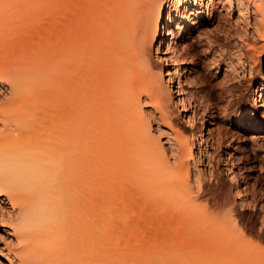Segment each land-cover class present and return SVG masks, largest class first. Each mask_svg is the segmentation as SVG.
I'll return each mask as SVG.
<instances>
[{
    "label": "bare ground",
    "instance_id": "obj_1",
    "mask_svg": "<svg viewBox=\"0 0 264 264\" xmlns=\"http://www.w3.org/2000/svg\"><path fill=\"white\" fill-rule=\"evenodd\" d=\"M237 4L246 15L235 24L248 25L251 13V33L239 34L235 54L216 67L233 80L264 67V0ZM217 7L219 21L233 0H0V85L8 95L0 105V199L11 209L1 222L16 244L8 258L127 264L120 253L133 248L152 264H264V248L237 229L233 211H217L213 195H203L211 207L193 199V185L200 190L203 181L195 154L214 132L209 105L197 152L196 137L177 121L185 113L195 130L181 66L192 65V28L213 22ZM214 54L221 57V49ZM256 94L254 109L240 115L253 117L261 107L264 118L263 73ZM143 97L158 113L157 132L169 131L172 164ZM121 120L128 121L123 131L116 129ZM226 148L221 142L219 151ZM228 167L235 194L248 193L241 169ZM172 195L186 211L166 221ZM140 201L146 209L137 211Z\"/></svg>",
    "mask_w": 264,
    "mask_h": 264
},
{
    "label": "rangeland",
    "instance_id": "obj_2",
    "mask_svg": "<svg viewBox=\"0 0 264 264\" xmlns=\"http://www.w3.org/2000/svg\"><path fill=\"white\" fill-rule=\"evenodd\" d=\"M240 9H243V6L239 8L237 0H233L232 10L227 15H224L223 19L219 21L216 19L219 13V8L217 7L215 8V20L213 22L206 23L202 27L192 28L186 40L188 47L186 59H191L192 65L187 66L184 64L181 67L188 72V82L184 83L183 87L190 97V102L193 106L195 130L187 127L188 124L185 122L187 118L184 117L185 113H182L181 116L178 115V119H176L188 137L193 134L194 138L196 137L195 142L193 138H191L190 142L192 144L193 141L195 151L197 152L196 148H198L197 144L201 139L200 136H205L209 121L208 116L203 115L204 105L206 103L209 105L213 114L214 132L212 133L210 143L206 146L201 144L200 151L195 154L199 158L197 167L202 174L203 180L200 190L196 188V185H193L194 168L192 167V163L189 165V167L191 166V185L194 186L193 192H196L193 194V199L197 204H207L211 207V202H206V197L203 195H213V197H216L220 203V208L217 211H220V213H230L233 211L237 229L247 240H251L264 248V223L262 224V221H264V118L260 119L262 108L257 107V111L253 117L248 113H243V116L240 115L244 110H253L254 104L260 99L257 98L256 87L260 73L264 75V67L261 66L260 71L255 68L253 73H247L245 78L234 80L224 75L221 70L216 72V67H222L228 63L230 61L229 56L235 54L237 36L244 32L251 33V13L247 15L248 25L243 20L235 24V20L239 16L246 15L243 10V12L239 13ZM220 49L221 57L214 54V51ZM151 55L152 61L158 64L155 59L156 54L154 49ZM178 79L183 83L182 72H179ZM6 95V89L0 85V105L6 102L8 98V95ZM144 99L143 97L141 104L147 115V119L152 129H154L157 138L163 144L165 151H167L169 161L174 162L167 141L171 137L169 136V131L161 128L160 134L157 132L158 126L161 125L158 113L155 110L153 111L150 102ZM171 108L174 110L176 104H172ZM258 120L259 123H257ZM239 121H241V124H239ZM126 125H128V121L121 120L116 129L123 131ZM223 141L227 145V148L224 150L226 156L223 152L219 151V145ZM225 157L230 161L227 165L223 161L226 159ZM230 164L238 166L241 169L243 175V183H241L249 191L248 193L235 194L234 187L229 182L228 169L230 167L228 165ZM173 189L174 187L171 190ZM172 199L176 203L173 204ZM177 199V195H172L167 199L168 202L165 203V208L167 207L165 210L166 221L170 219L175 220L185 214L186 204L182 200L177 202ZM253 200L257 201L255 206H253ZM241 202H245V206H242ZM135 207L137 211L141 210V208L146 209V205L142 201L138 202ZM10 210L9 205L6 204L4 199H0V214H2L0 215V252H4H2V255L0 253V264L17 263L15 258H8L6 256L7 252L9 253L10 251V255L16 249L14 237L7 231V228L5 229L4 223H2L3 219L1 218H7L9 216L7 213ZM1 211L5 214L3 215ZM120 255L123 256V262L127 264H148V262L152 264L147 253H138L133 248L122 250Z\"/></svg>",
    "mask_w": 264,
    "mask_h": 264
}]
</instances>
